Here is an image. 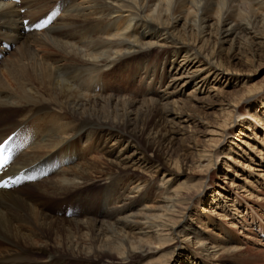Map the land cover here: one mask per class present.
<instances>
[{
    "label": "bare ground",
    "instance_id": "bare-ground-1",
    "mask_svg": "<svg viewBox=\"0 0 264 264\" xmlns=\"http://www.w3.org/2000/svg\"><path fill=\"white\" fill-rule=\"evenodd\" d=\"M56 1L66 8L51 28L19 33ZM5 40L0 141L22 125L36 137L14 174L67 149L78 161L35 192L0 191V264H238L239 241L204 202L218 154L187 134L221 143L197 112L246 83L222 57L263 54L264 0H22L0 4ZM66 201L78 218L48 211Z\"/></svg>",
    "mask_w": 264,
    "mask_h": 264
},
{
    "label": "rangeland",
    "instance_id": "rangeland-1",
    "mask_svg": "<svg viewBox=\"0 0 264 264\" xmlns=\"http://www.w3.org/2000/svg\"><path fill=\"white\" fill-rule=\"evenodd\" d=\"M260 52L263 54L254 60H251L246 52H234L232 56L223 55L222 61L233 65L237 73L243 74L246 83H232L231 87H222L221 101L212 102L210 109L202 108L197 112L203 120L215 124L214 130L223 132L219 146L211 143L210 136L205 131L202 133L203 129L200 131L196 126H193V132L187 134L192 137L199 150L216 149L212 154H218L216 165L206 175L203 186L204 202L206 207L212 210L211 217L215 218L216 224H222V227L239 241L243 253L235 258L236 262L239 261L238 264H264V46H260ZM248 87L257 91L245 95ZM239 96L241 99L238 101ZM232 104L237 105V113L230 126L224 130V127L217 124L223 120L227 121L226 114L222 115L221 112ZM231 142L234 146L230 149ZM223 152L231 157L227 159L223 154H219ZM98 189L95 188L93 193H98ZM23 191L33 192L35 188ZM214 193L220 194L215 200ZM49 208L48 211L55 217L53 208ZM66 208V205L61 207L59 218H64ZM72 263L80 262H66Z\"/></svg>",
    "mask_w": 264,
    "mask_h": 264
},
{
    "label": "snow or ice",
    "instance_id": "snow-or-ice-1",
    "mask_svg": "<svg viewBox=\"0 0 264 264\" xmlns=\"http://www.w3.org/2000/svg\"><path fill=\"white\" fill-rule=\"evenodd\" d=\"M59 7V6H58ZM56 15H58L57 12H51L49 15H47L46 17L40 18L38 19L35 24L34 27L39 30V29H43L45 27L48 26V24L51 22V19L53 17H55ZM4 145L0 144V148H3ZM7 162V160L5 159V163ZM17 181L13 180L12 183H16ZM9 187V182L8 181H4V180H0V188H8Z\"/></svg>",
    "mask_w": 264,
    "mask_h": 264
}]
</instances>
